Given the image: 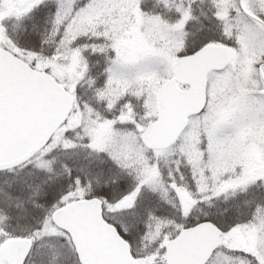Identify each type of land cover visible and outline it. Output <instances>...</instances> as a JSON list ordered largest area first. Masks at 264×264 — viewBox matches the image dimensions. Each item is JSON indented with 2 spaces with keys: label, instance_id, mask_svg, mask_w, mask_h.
<instances>
[{
  "label": "snow or ice",
  "instance_id": "1",
  "mask_svg": "<svg viewBox=\"0 0 264 264\" xmlns=\"http://www.w3.org/2000/svg\"><path fill=\"white\" fill-rule=\"evenodd\" d=\"M0 264H264V0H0Z\"/></svg>",
  "mask_w": 264,
  "mask_h": 264
}]
</instances>
